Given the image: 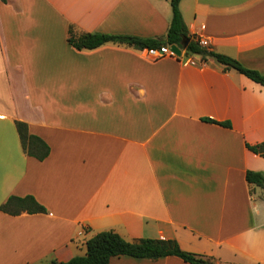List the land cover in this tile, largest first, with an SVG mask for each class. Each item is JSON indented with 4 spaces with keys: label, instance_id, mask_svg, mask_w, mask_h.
<instances>
[{
    "label": "crops",
    "instance_id": "0c3cea01",
    "mask_svg": "<svg viewBox=\"0 0 264 264\" xmlns=\"http://www.w3.org/2000/svg\"><path fill=\"white\" fill-rule=\"evenodd\" d=\"M179 9L208 50L264 75V0ZM172 15L171 0H0V206L31 195L46 208H0V264L67 261L102 230L173 238L213 264H264V188L246 178L264 175V156L248 147L264 142V83L187 47L151 58L68 40L70 27L164 37ZM17 120L47 142L46 158L24 151Z\"/></svg>",
    "mask_w": 264,
    "mask_h": 264
},
{
    "label": "trees",
    "instance_id": "16d2710c",
    "mask_svg": "<svg viewBox=\"0 0 264 264\" xmlns=\"http://www.w3.org/2000/svg\"><path fill=\"white\" fill-rule=\"evenodd\" d=\"M179 3L180 0H171L173 15L164 37L142 38L138 36L109 35L98 32H85L75 35L73 28L70 27L68 40L78 49H92L110 41L126 43L139 48L161 47L165 44L181 45L185 38H189L190 41L186 48L188 53L212 56L216 61L223 64L226 69H236L251 79L264 83V75L259 71L245 67L233 57L208 50L206 46L201 45L198 38L189 33L179 9ZM16 127L23 149L27 154L35 156L40 160L48 156L50 152L49 145L41 137L30 133L26 122L17 120ZM248 147L264 156V142L256 145L248 144ZM246 178L248 182L255 183L264 188V175L262 173L247 171ZM0 208L11 214H18L22 211L30 213L46 211V208L31 195L23 197L12 195ZM120 255L148 259L177 255L185 261L195 264H204L206 261L204 256L182 249L178 241L173 238H140L135 241H128L114 230H102L87 240V252L85 255L74 256L67 261L52 260L48 264H109L112 256Z\"/></svg>",
    "mask_w": 264,
    "mask_h": 264
},
{
    "label": "built area",
    "instance_id": "2783aa9c",
    "mask_svg": "<svg viewBox=\"0 0 264 264\" xmlns=\"http://www.w3.org/2000/svg\"><path fill=\"white\" fill-rule=\"evenodd\" d=\"M198 41L203 46H206V44H207V40L202 36L198 37ZM144 51H145L146 55L150 56L151 58H159V57H162L164 55H175V56H177V54L171 50V45H162L161 47H146L144 49ZM190 62L192 64H195L194 60H191Z\"/></svg>",
    "mask_w": 264,
    "mask_h": 264
},
{
    "label": "water",
    "instance_id": "95a60500",
    "mask_svg": "<svg viewBox=\"0 0 264 264\" xmlns=\"http://www.w3.org/2000/svg\"><path fill=\"white\" fill-rule=\"evenodd\" d=\"M190 39L189 38H185L181 44V47L176 45V44H173L171 45V50L176 53L177 55H181L182 53V48H186L188 43H189ZM204 264H213L211 263L210 261H205Z\"/></svg>",
    "mask_w": 264,
    "mask_h": 264
}]
</instances>
